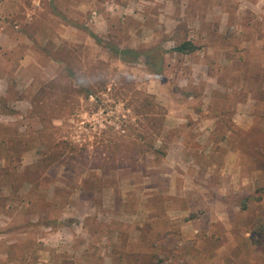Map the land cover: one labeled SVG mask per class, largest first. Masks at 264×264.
Listing matches in <instances>:
<instances>
[{"label": "rangeland", "instance_id": "obj_1", "mask_svg": "<svg viewBox=\"0 0 264 264\" xmlns=\"http://www.w3.org/2000/svg\"><path fill=\"white\" fill-rule=\"evenodd\" d=\"M80 1L0 0V264H133L131 252L158 253L161 264H264V228L254 233L264 215L255 191L264 185V0ZM88 30L120 49L162 45V75L142 57H115ZM184 39L198 49L171 51ZM63 45H77L83 62L103 60L112 79L52 120L55 141L90 152L136 125L129 95H115L123 79L166 109L164 156L107 173L71 160L35 167L47 140L30 100L62 68L45 49Z\"/></svg>", "mask_w": 264, "mask_h": 264}, {"label": "trees", "instance_id": "obj_2", "mask_svg": "<svg viewBox=\"0 0 264 264\" xmlns=\"http://www.w3.org/2000/svg\"><path fill=\"white\" fill-rule=\"evenodd\" d=\"M69 24L74 25L72 22ZM93 40L120 57L121 60H133L142 57L145 68L152 74L161 76L164 70L165 50L162 45H152L141 48L120 49L115 45L104 43L99 35L88 30ZM198 46L191 40L184 39L176 42L171 51L180 54H191ZM47 55L62 68L53 78L40 86L30 100L31 111L36 114L42 125L41 132L45 134V150L35 163L40 171L52 170L64 161H77L89 168L107 173L114 169H134L140 158L147 153L165 155L164 146L156 144L161 136L166 116V109L155 100L153 94L133 89L123 79L116 84L115 95L126 99L136 115V125H129L127 133L112 140L100 139L99 143L89 152L86 146L77 147L67 140L55 141L53 133L48 131L53 119L64 118L71 115L79 107L80 100H87L92 94L103 89L112 79L103 60L83 62L78 46H59L54 50H46ZM2 111L6 107L5 98L0 96ZM3 107V108H2ZM14 113L13 110H10ZM264 167V164H263ZM257 199L264 194V185L256 188ZM253 197L246 196L245 202ZM194 215L193 213L191 214ZM255 234L262 238L264 228V215L258 218ZM133 264H161L164 257L155 252H131L129 254Z\"/></svg>", "mask_w": 264, "mask_h": 264}, {"label": "crops", "instance_id": "obj_3", "mask_svg": "<svg viewBox=\"0 0 264 264\" xmlns=\"http://www.w3.org/2000/svg\"><path fill=\"white\" fill-rule=\"evenodd\" d=\"M119 2L116 0V4H118ZM79 7H83V8H81V9H84V7H87L86 9H88V7H90V5L91 4H93V2L92 1H89V0H81L79 3ZM125 8V7H124ZM85 9V10H86ZM104 11V10H103ZM81 13V12H80ZM98 16H99V18H97L96 17V21H97V26H99L100 27V25H101V22L102 21H106V20H104V18L103 19H101V17H103L104 16V13H103V15L101 14V13H98ZM85 24H87V23H85ZM93 31V30H92ZM95 32V31H94Z\"/></svg>", "mask_w": 264, "mask_h": 264}]
</instances>
